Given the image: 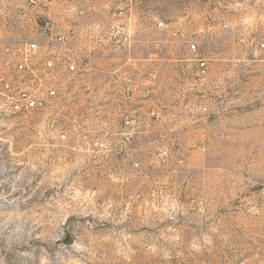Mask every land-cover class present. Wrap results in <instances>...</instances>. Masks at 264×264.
I'll list each match as a JSON object with an SVG mask.
<instances>
[{
	"label": "rangeland",
	"instance_id": "374dc122",
	"mask_svg": "<svg viewBox=\"0 0 264 264\" xmlns=\"http://www.w3.org/2000/svg\"><path fill=\"white\" fill-rule=\"evenodd\" d=\"M40 17L93 69L26 110L39 81L14 65L44 58ZM260 43L264 0H0V264H264ZM104 68L133 93L115 113Z\"/></svg>",
	"mask_w": 264,
	"mask_h": 264
},
{
	"label": "built area",
	"instance_id": "2783aa9c",
	"mask_svg": "<svg viewBox=\"0 0 264 264\" xmlns=\"http://www.w3.org/2000/svg\"><path fill=\"white\" fill-rule=\"evenodd\" d=\"M39 34L45 39L44 47L46 54L42 60H39V65H33L26 67L25 61L16 62L14 68H25L29 71V75L32 81L36 78L39 82L37 85L26 87L19 91L23 107L26 110H44L45 108H52L55 106V101L59 95V85L62 77H74L80 72H89L93 69L90 62V53L88 50L86 53H82L73 47L69 43L67 31L64 29H58L54 31L53 20L49 17H40L37 20ZM157 26L162 27L163 22L157 21ZM128 34L126 32H118L113 37H109L105 41L103 38L97 40V44H104L105 42L117 39L116 42L125 44L128 41ZM95 43V45H96ZM190 50H195V44L189 43ZM94 47H92L93 50ZM259 48H264V43L259 44ZM7 49V48H6ZM25 53L31 54L36 49L35 42H28L24 44ZM207 71V63L203 59H199L197 63V75L202 80ZM152 79L153 76L150 75ZM119 98L123 103L129 102L133 98L132 91L126 85H118ZM21 107V104L17 101L12 102L10 106L11 111H17ZM205 110V108H203ZM123 125L125 129L132 128L135 125V119L132 116H125ZM66 138L63 131L57 133V140L64 141Z\"/></svg>",
	"mask_w": 264,
	"mask_h": 264
},
{
	"label": "crops",
	"instance_id": "0c3cea01",
	"mask_svg": "<svg viewBox=\"0 0 264 264\" xmlns=\"http://www.w3.org/2000/svg\"><path fill=\"white\" fill-rule=\"evenodd\" d=\"M107 1H110V0H103L104 3H106ZM104 75L107 78V83H108V87H109V89H108V91H109L108 97H109L110 108L112 109V111H114V113L117 112L118 110L121 111V106L118 105V103H120V100L116 99V97H115L118 89H117V87L115 85L112 84V78H114L115 75H116V77H118L119 80H121L123 78V73L121 72L120 68H117V69L116 68H104ZM113 96H114V98H113ZM134 100H135V97H134ZM137 102L138 103L141 102L143 104H145V103H149V104L150 103L151 104L154 103L153 100L152 99L150 100L149 98H143L141 100L134 101V104L137 103ZM167 104H174L172 106L173 107L172 111L174 113L180 112V110H176V109H179L180 106H181V101L178 100L177 98H170V100L168 99ZM115 108H117V110ZM169 108H171V107H168L167 109H161V107L158 108V109L156 107V109H155L154 107H152L150 109L151 110L150 112L155 113V115H157V116L160 113V114H162V116L166 117L170 113H173L172 111H170ZM136 109L139 110L140 108H136Z\"/></svg>",
	"mask_w": 264,
	"mask_h": 264
}]
</instances>
